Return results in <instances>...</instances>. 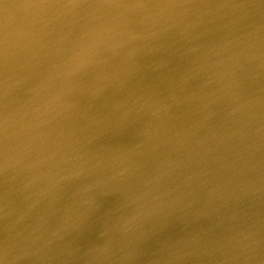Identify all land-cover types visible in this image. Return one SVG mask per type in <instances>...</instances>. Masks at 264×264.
<instances>
[{"label": "water", "instance_id": "95a60500", "mask_svg": "<svg viewBox=\"0 0 264 264\" xmlns=\"http://www.w3.org/2000/svg\"><path fill=\"white\" fill-rule=\"evenodd\" d=\"M227 10L209 80L181 81L180 43L210 49ZM260 164L264 0H0V264H230L222 203ZM255 239L233 264H264Z\"/></svg>", "mask_w": 264, "mask_h": 264}, {"label": "bare ground", "instance_id": "6f19581e", "mask_svg": "<svg viewBox=\"0 0 264 264\" xmlns=\"http://www.w3.org/2000/svg\"><path fill=\"white\" fill-rule=\"evenodd\" d=\"M233 12H235V10H227V12L225 11V13L220 11L219 12L220 15H217L215 17L214 16L210 17L208 21H205V23L208 25V28L206 29V31L200 32V36H199V32L197 33L198 36L201 37V39L203 40L202 44L204 46L205 45L210 46V49H208L209 47L189 48L186 41H183L182 43H180L181 45L175 54V59H177V61H178L177 63H179V62L183 63L184 62V66L181 68V69H183V71L181 72V74H182L181 81L201 78L202 82H205V80H206L205 76H207V80H209V76H211L209 69L211 67L213 69H216L215 60H221V59H219L220 54L217 56V53H216L217 49H211L212 44H214V42L216 41V40H214V35H216L218 37L222 36L223 38L226 36L225 31L231 28L230 21H231V19L234 18ZM170 25L172 26V24H170ZM216 30H219V31L216 32ZM162 32H163V30L160 31V34ZM115 35H116V33H114L112 30H109L106 38H103L104 42L108 38L114 37ZM229 40L231 41V39L229 37L224 38L225 43ZM113 42L114 41H111V43H113ZM118 45L121 46V43H119ZM224 48L228 49L226 47H224ZM212 52H214L213 56H212ZM204 56L208 57V58L205 59ZM228 65H230V64L228 63ZM96 69H97L96 73L97 74L100 73V75L102 77H104V75L105 76L110 75L112 80L115 78H120L119 71H116L114 73H112V72L110 73L109 70L101 68V67L96 68ZM131 82L132 81H130V86H131ZM146 83H147V79H146V77H144L143 80L140 81L139 85L135 84L137 86L135 89L139 90L142 87H145L148 84V83L147 84ZM190 87H192V86H190ZM156 92L157 91H151V94H155ZM140 99H143V98L134 99L133 102L138 101ZM91 115H95V117L93 118L94 121L97 119H99V121H100L104 118L103 117L104 114L101 112H99L98 114L93 113ZM205 140L206 139H204V141ZM127 147L137 148L140 146L137 144V142L135 140L130 139L126 143L125 148H127ZM225 166H229V164L227 162H225V165L222 168V170H224ZM257 168L264 172V170H262L261 164L258 165ZM219 177H220L219 175L218 176L213 175L209 179L214 184ZM139 180L148 181V179H146L144 176H142ZM201 180L202 179H200V181ZM205 182H207V184L212 185L209 182V180H207ZM200 190H201V186H200ZM241 190H242V193L239 190L238 193L236 195H234L231 199L222 203V207H223L224 212L231 215L229 217V219H235L237 221L240 218H242V221L239 224L235 225V228H233V230H232V236L233 237L231 239H229L228 241L222 242L223 247L225 249H230V250L228 251V255L220 257L219 262L223 261V258L228 259V262L230 264H233L234 260L238 259V258H240L242 260V262H244L249 256L248 255H245V256L242 255L241 251H240V247L246 248L248 241L254 242V243H259L255 238L259 235L264 236V176H262L260 184H258L256 186L245 185V187L242 188ZM178 205L179 204H176L174 206L173 211L176 210ZM191 207H192V204H191ZM243 209H248V211L246 210L245 212L242 213L241 210H243ZM249 212L251 214H257V215L263 216V217L261 218V221L259 223L255 222L251 226L255 230L254 232H250V233L245 232V233H243L244 235L241 234V235H243V239H242L240 232L243 231V227L240 224L242 222H244L245 220L249 219V217H250ZM180 214H181V217L177 218L173 223H176L179 225H184L185 223L188 222V219L186 217L189 215H192L191 214V208H187V209L183 210V206H181ZM184 221H186V222H184ZM179 225H178V227H179ZM237 236H239V237H237ZM253 250H256V248ZM257 250H261L264 252V245H260L257 248Z\"/></svg>", "mask_w": 264, "mask_h": 264}]
</instances>
